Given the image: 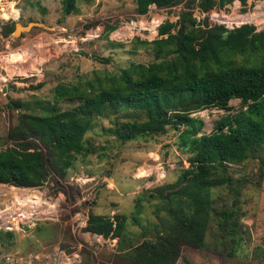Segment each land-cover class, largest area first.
I'll return each mask as SVG.
<instances>
[{
	"label": "trees",
	"instance_id": "16d2710c",
	"mask_svg": "<svg viewBox=\"0 0 264 264\" xmlns=\"http://www.w3.org/2000/svg\"><path fill=\"white\" fill-rule=\"evenodd\" d=\"M132 1L137 15L150 6L167 9L182 3L174 22L156 27V38L136 41L151 50L152 60L129 63L115 75L79 85H57L51 101H8L6 108L24 112L7 132L13 145L0 149V184L39 188L49 172L63 178L75 156L88 153L84 136L97 119H110L104 130L120 143L147 140L171 128L188 154L187 166L173 183L136 198L135 224L140 204L158 201L156 221L146 225L149 231L143 228L150 237L143 231L139 241L134 239L124 215L88 214L83 230L116 239L113 253L124 264H176L182 248H205V236L214 226L224 255L236 257L245 239L240 192L247 182L233 178L229 169L241 167L264 146V30L255 32L249 24L227 29L212 17L193 18L194 7L207 13L233 1L244 13L247 0ZM76 2L60 0L62 13H76ZM13 17L9 9L7 19ZM12 30V24L3 26L2 35ZM113 30L106 27L104 35ZM231 100L238 101L235 111L228 105ZM61 102L72 106L60 109ZM208 109L225 114L204 133L202 120L192 115ZM217 189H226L230 197H221ZM12 239L11 232L0 230V246H10Z\"/></svg>",
	"mask_w": 264,
	"mask_h": 264
},
{
	"label": "rangeland",
	"instance_id": "374dc122",
	"mask_svg": "<svg viewBox=\"0 0 264 264\" xmlns=\"http://www.w3.org/2000/svg\"><path fill=\"white\" fill-rule=\"evenodd\" d=\"M234 2L220 10L222 24L233 19L237 24L254 26L255 32L264 30V0H252L238 17L232 11ZM9 4L15 17L5 19ZM76 7V13L64 15L60 0H0V149L13 145L6 135L17 115L24 112L6 108L8 101H51L57 85H79L96 77L115 75L129 63L147 64L152 60L151 50L136 41L149 42L156 38V27L165 20L174 22L182 3L167 9L150 6L144 15L135 14L132 0H77ZM11 24L12 32L3 36L2 27ZM108 26H114V30L105 36L104 29ZM228 105L235 111L238 101L231 100ZM69 106L72 104L59 103L60 109ZM224 114L221 110L208 109L192 116L202 120L201 132L208 133L213 122ZM109 120L93 121L84 136L88 153L76 155L63 178L49 172L39 188L12 187L10 191L28 190L22 195L25 202L41 197L60 212L56 217L36 222L24 234H13L10 246H0V254L13 250L23 253L55 243L67 245L72 242V231L87 221L88 214L126 216L127 228L138 241L143 228L148 230L146 225L156 221L154 211L158 201L155 199L140 204L136 224L131 217L141 193L173 183L187 166L188 154L178 146V131L167 128L157 137L120 143L104 130L110 127ZM262 160L264 146L241 167L229 169L233 178L242 177L247 182L240 192L241 209L246 215L240 220L245 239L244 245L238 248V256L224 255L216 242L218 231L212 226L213 232H208L204 239L205 248H182L176 264H264ZM258 171L262 175L258 176ZM215 193L230 197L226 189H217ZM2 194L0 212L6 211L8 217L15 218L16 208L9 200L12 197ZM17 197H21L20 192ZM147 230L145 238L150 237ZM109 240L111 245L115 242ZM96 258L104 264H124L113 252L101 250ZM85 260L90 264L95 262L94 258Z\"/></svg>",
	"mask_w": 264,
	"mask_h": 264
},
{
	"label": "built area",
	"instance_id": "2783aa9c",
	"mask_svg": "<svg viewBox=\"0 0 264 264\" xmlns=\"http://www.w3.org/2000/svg\"><path fill=\"white\" fill-rule=\"evenodd\" d=\"M251 1L252 0L246 1V5L244 6L245 9L249 7ZM233 6L232 11L233 14H235L234 17L243 15L240 13L241 6L237 1L233 3ZM222 9H225V7L203 13L194 7L192 9L193 18L196 22H199L205 16L212 17L216 24L223 25L227 29H232L242 24H237L236 20L233 19L229 22L225 21L226 24H222V22H220L222 18L220 10ZM73 180L75 183L76 179ZM0 189V197H3L2 193L12 197L13 193L20 192L25 194V191H28L25 189H14L15 191H10L13 190L12 186L8 187V185L4 184H0ZM9 200H12L13 208H16L15 210L17 213L15 214V218H11L7 216L8 214L6 211L0 212V230L11 232L12 234H24L27 229L33 228L36 222L56 217L60 212V210H57L54 206H49L46 201H42L44 199H41V197L36 201L38 203H34L32 200H29V203L25 202V198L22 196L18 198L12 197V199ZM112 215L113 213L110 214V217H112ZM85 223L86 222L83 221L81 226L77 227L76 231H72V242L67 243V245L55 243L46 247H40V249L36 251L26 250L21 253L19 250H13L11 252L2 253L0 254V264H90L86 262V257L89 259L94 258L95 262L93 264H104L97 260L96 255H98L101 250L107 253L113 252L116 239H114L115 242L111 245V243H108L111 241L109 238L84 231Z\"/></svg>",
	"mask_w": 264,
	"mask_h": 264
},
{
	"label": "bare ground",
	"instance_id": "6f19581e",
	"mask_svg": "<svg viewBox=\"0 0 264 264\" xmlns=\"http://www.w3.org/2000/svg\"><path fill=\"white\" fill-rule=\"evenodd\" d=\"M6 10H7L8 14H9V9L7 8ZM5 12H6V11H5ZM8 14H7V16H6V13H5V16H4L3 18L7 19ZM14 191H15V190H14ZM17 195H18V193H13L12 197H16V198H18ZM22 195H23V194L21 193V196H22ZM24 195H25V194H24ZM31 198L34 199L33 197H31ZM34 203H38V202L34 201ZM13 211H14V210H13Z\"/></svg>",
	"mask_w": 264,
	"mask_h": 264
},
{
	"label": "crops",
	"instance_id": "0c3cea01",
	"mask_svg": "<svg viewBox=\"0 0 264 264\" xmlns=\"http://www.w3.org/2000/svg\"><path fill=\"white\" fill-rule=\"evenodd\" d=\"M40 247H46V246H40ZM40 247H39V248H40Z\"/></svg>",
	"mask_w": 264,
	"mask_h": 264
},
{
	"label": "water",
	"instance_id": "95a60500",
	"mask_svg": "<svg viewBox=\"0 0 264 264\" xmlns=\"http://www.w3.org/2000/svg\"><path fill=\"white\" fill-rule=\"evenodd\" d=\"M87 215V214H86Z\"/></svg>",
	"mask_w": 264,
	"mask_h": 264
}]
</instances>
